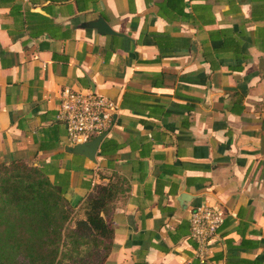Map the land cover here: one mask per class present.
Segmentation results:
<instances>
[{"label":"crops","instance_id":"1","mask_svg":"<svg viewBox=\"0 0 264 264\" xmlns=\"http://www.w3.org/2000/svg\"><path fill=\"white\" fill-rule=\"evenodd\" d=\"M119 109L94 160L57 120L64 88ZM71 204L114 184L102 264H264V0H0V163ZM224 212L204 260L189 218Z\"/></svg>","mask_w":264,"mask_h":264},{"label":"trees","instance_id":"2","mask_svg":"<svg viewBox=\"0 0 264 264\" xmlns=\"http://www.w3.org/2000/svg\"><path fill=\"white\" fill-rule=\"evenodd\" d=\"M115 196L114 184H99L74 206L44 169L0 163V264H102Z\"/></svg>","mask_w":264,"mask_h":264},{"label":"built area","instance_id":"3","mask_svg":"<svg viewBox=\"0 0 264 264\" xmlns=\"http://www.w3.org/2000/svg\"><path fill=\"white\" fill-rule=\"evenodd\" d=\"M57 120L72 145L87 142L107 133L117 113L118 104L98 93L79 88H64L59 96ZM224 212L215 206L195 207L189 218L190 238L195 242V256L205 259L210 242L224 221Z\"/></svg>","mask_w":264,"mask_h":264},{"label":"water","instance_id":"4","mask_svg":"<svg viewBox=\"0 0 264 264\" xmlns=\"http://www.w3.org/2000/svg\"><path fill=\"white\" fill-rule=\"evenodd\" d=\"M106 133L100 134L95 138L74 146V152L85 155L88 159L94 160L95 153L105 137Z\"/></svg>","mask_w":264,"mask_h":264}]
</instances>
